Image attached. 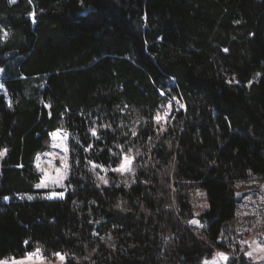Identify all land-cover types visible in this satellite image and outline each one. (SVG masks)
<instances>
[{"label":"trees","instance_id":"16d2710c","mask_svg":"<svg viewBox=\"0 0 264 264\" xmlns=\"http://www.w3.org/2000/svg\"><path fill=\"white\" fill-rule=\"evenodd\" d=\"M0 84V258L250 264L239 242L264 244V0H0ZM59 128L49 199L34 164Z\"/></svg>","mask_w":264,"mask_h":264},{"label":"rangeland","instance_id":"374dc122","mask_svg":"<svg viewBox=\"0 0 264 264\" xmlns=\"http://www.w3.org/2000/svg\"><path fill=\"white\" fill-rule=\"evenodd\" d=\"M9 1V0H8ZM1 89V84H0ZM68 136L65 130L56 129L50 133L49 141H47L46 149L37 154L35 159V168L39 173L40 181L37 185V189L49 190L50 192L46 195V197L50 198H62L65 195L67 189H65V180L67 171V163H68ZM123 161V160H122ZM121 161V162H122ZM60 193H63L61 196ZM55 194V195H53ZM240 249L244 253H251V256H247L250 260V264H264V244L257 240V237L254 233H250L245 236L240 242ZM217 253H225L228 255L229 253L225 250L216 251L213 257L206 259L208 263L215 262L216 264H223V260H221ZM62 254V253H61ZM25 257L19 256H9L0 258V260H6L7 264H12L13 260H21ZM42 262L36 261L33 258L32 261H26V264H64V261H60L55 256L53 257H45ZM76 262L80 260V258H75Z\"/></svg>","mask_w":264,"mask_h":264},{"label":"snow or ice","instance_id":"6c2138e0","mask_svg":"<svg viewBox=\"0 0 264 264\" xmlns=\"http://www.w3.org/2000/svg\"><path fill=\"white\" fill-rule=\"evenodd\" d=\"M9 2L10 3H15L16 2V0H9ZM29 2H31V0H29ZM29 15H32L33 17H34V13H30ZM157 120H159V117H157ZM93 135H95L96 133H95V130H93V133H92ZM133 158H130V157H128V156H125L124 158H123V161H122V163L120 164V166L119 167H117L116 169H113L114 171H117V172H124V171H129V170H131L130 169V164H131V160H132ZM101 179L103 180V182L104 183H107V181L106 180H104L102 177H101ZM37 187H40V185H37ZM262 187H264V186H262ZM53 195H55V194H53ZM60 195L62 196L63 195V193H60ZM237 195H239V193H237ZM4 199H8V197H4ZM29 199H31V197H29ZM117 207H119V205H117ZM189 223L190 224H195V225H198V226H202V225H199V221H197V220H191V221H189ZM25 243H27V242H25ZM245 255L246 256H251V253H245ZM53 256H55L56 258H58L60 261H64L65 259H66V256L65 255H63V254H61V253H53ZM217 256L221 259V260H223V261H225V262H227L228 260H229V257L225 254V253H217ZM33 257H35V260L36 261H43L44 259H46L43 255H42V253H41V250L39 249V248H37L36 250H35V252L34 253H26L25 254V257L23 258V259H21V260H19V261H17V260H13V262H12V264H26V261H32L33 260ZM0 264H7V261L6 260H0ZM205 264H208V262L207 261H205ZM213 264H215V262H213Z\"/></svg>","mask_w":264,"mask_h":264},{"label":"built area","instance_id":"2783aa9c","mask_svg":"<svg viewBox=\"0 0 264 264\" xmlns=\"http://www.w3.org/2000/svg\"><path fill=\"white\" fill-rule=\"evenodd\" d=\"M130 153H131V151H130V150H128V151H126V152H125V154H124V155H125V156H129V155H130ZM34 252H35V251H33V253H34ZM33 258H34V257H33Z\"/></svg>","mask_w":264,"mask_h":264}]
</instances>
